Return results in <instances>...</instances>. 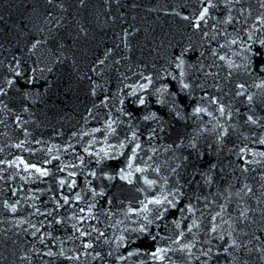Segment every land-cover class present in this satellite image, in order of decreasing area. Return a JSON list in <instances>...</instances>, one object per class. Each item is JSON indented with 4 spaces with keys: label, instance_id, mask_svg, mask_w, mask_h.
Masks as SVG:
<instances>
[{
    "label": "water",
    "instance_id": "1",
    "mask_svg": "<svg viewBox=\"0 0 264 264\" xmlns=\"http://www.w3.org/2000/svg\"><path fill=\"white\" fill-rule=\"evenodd\" d=\"M0 264H264V0H0Z\"/></svg>",
    "mask_w": 264,
    "mask_h": 264
}]
</instances>
